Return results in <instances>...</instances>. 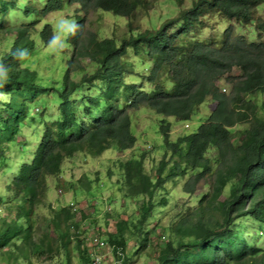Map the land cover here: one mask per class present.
<instances>
[{"label":"trees","instance_id":"16d2710c","mask_svg":"<svg viewBox=\"0 0 264 264\" xmlns=\"http://www.w3.org/2000/svg\"><path fill=\"white\" fill-rule=\"evenodd\" d=\"M166 1L177 11L161 15L160 26L151 23L152 30L141 31L136 19L153 11L157 0H0V37L5 39L0 48H8L0 63L11 69L8 84L0 89L10 94V103H0V170L14 167L5 191L16 207L13 221L0 217V264H32L33 255L73 264V251L81 264L95 263L99 244H90L71 207L47 205L44 230L37 228L38 211L49 178L59 177L70 158H98L113 146L122 152L134 148L139 140L134 113L141 108L157 114L161 142L152 151L135 147L137 153L114 161L119 176L114 184L133 207L131 215L117 221L115 233L100 237L96 230L105 250L109 243L117 263L128 264L136 250L149 247L156 228L162 234L154 244V264H264L258 247L264 232V0H193L190 7L183 6L185 0ZM71 5L81 15L69 19L82 31L69 40L71 55L60 57L56 74L21 67L12 58L16 49H49L52 22L44 20L39 29L36 23ZM210 10L229 23L216 31L206 20ZM15 12L32 23L3 21L6 13ZM91 12L126 18L129 36L117 40L85 32L82 14ZM234 69L241 75H233ZM219 81L230 85L228 93ZM45 95L58 104V113L37 120ZM207 102L215 106L198 129L172 138L170 118L190 122ZM242 125L246 137L238 141L231 135ZM38 134L31 159L20 161ZM211 149L219 154L215 169L207 155ZM152 155L161 159L149 173L145 161ZM187 175L182 194H194L206 179L212 191L169 208L167 184ZM5 199L0 192V205ZM191 200L195 204L189 207ZM163 213L169 218L166 225ZM131 241L137 247L132 254Z\"/></svg>","mask_w":264,"mask_h":264},{"label":"rangeland","instance_id":"374dc122","mask_svg":"<svg viewBox=\"0 0 264 264\" xmlns=\"http://www.w3.org/2000/svg\"><path fill=\"white\" fill-rule=\"evenodd\" d=\"M166 0H157L155 4V8L149 14L142 15L138 19H136L137 24L139 25L141 31L152 30L151 23H155L160 26L163 22L160 19V16L171 12L177 11V5L168 2ZM193 0H185L183 3L184 7H190ZM41 5V4H40ZM23 15V14H22ZM81 13L78 12L75 5H71L69 9H66L62 12H53L42 16L41 20L36 23L35 28L39 29L43 21H55L60 16H65L67 18H73V16H80ZM84 31L93 33L100 32L101 37H115L117 40H121L127 38L129 36L127 31L128 20L126 18H116L112 14H104L100 12H91L87 15H84ZM174 15V13H173ZM4 16L10 18L9 24L14 25H30L32 21L26 17L19 20L16 12L15 13H6ZM207 23L212 25L216 31H219L221 26H225L229 23V20L226 19L221 13L210 10L207 17ZM11 30L10 33L14 34V30L12 27H9ZM7 32V30H5ZM209 32V31H208ZM206 32V33H208ZM201 37V36H199ZM5 42L4 38L0 37V43ZM41 51H45V48L40 47ZM8 51V48H0V57L4 55ZM31 57L27 62L23 63V66H30L32 69H36L40 75H49L56 74L54 71L55 67L60 63V57L66 56L69 57L71 55V49L68 48L62 55L55 56L51 53L50 49H47L46 52H30ZM50 56V59L47 60L46 56ZM22 66V67H23ZM233 75H241L239 69H234L232 72ZM217 85L221 88L222 91L228 93L230 90V85L226 84L225 81H219ZM39 103L44 105V110L41 114L36 112L37 120H40L41 117H50L54 118L58 111V104L53 101L51 97L45 95L43 99L39 100ZM39 104L37 108H40ZM214 103L210 108V103L207 102L198 110V113L192 118L190 122H174L173 118H170L174 123L172 130V138H175L178 134L190 133L198 129L200 124L206 119L211 109L214 108ZM42 110V109H41ZM41 112V111H40ZM135 124L136 127H133L134 134L139 138L135 147H141L143 151L148 150L152 151L153 145L160 144L161 138L157 132V114L154 113L150 109L141 108L139 111L134 113ZM189 125V128L186 126ZM246 126L242 125L235 132L232 133V138H237L238 141H242L246 137ZM248 127V125H247ZM144 137L141 138L140 135ZM40 139V134L37 135L36 141H32L29 148L28 153L25 157H20V161L24 159H31L32 150L36 145L37 141ZM134 148L129 149L127 151H120L116 147H112L110 149H106L103 154L98 158H91L89 156L83 157L82 154H78L76 157L70 158L64 164L63 173L59 177H51L48 180L49 190L47 192V197L45 199V204L40 207L38 211L39 222L37 224V228L40 227V230H44L47 226V221L45 219H41L44 215L48 213L47 205H51L52 207H57L59 205H65L70 201H73L79 211L81 216L76 218V221L80 222V227H84L86 224L94 225L99 227V236H109L112 233H115V221H119L122 217L126 218L131 215L133 205L130 201L126 200V197L123 194H120L117 191V187L114 184L118 176L117 168L113 166L114 161L119 158L127 159L134 152L137 153L138 150ZM8 150H5V154L7 155ZM208 157L213 159L212 166L215 169L218 167L217 159L219 157L218 151L216 149H211L208 152ZM161 159L159 155L148 156L145 161L146 171L152 173L155 171L156 167H151L153 163H157L158 160ZM110 166L111 173L114 176L109 175L108 169ZM14 167H11V170L6 172V168L0 170V192L6 196V199L0 205V217L8 216L10 221H13L14 214L16 213V207L11 202L9 204L8 194L5 191V187L8 179H11L13 176ZM154 179V174L151 175ZM189 178V175L182 176L177 179V184H174L172 181L171 184H167L168 194L169 195V208L172 207L174 202L182 203L192 195H198L201 192H210L212 188L210 184L212 182L208 181V184H204L205 181H201L197 187L194 194L184 195L181 192L182 184ZM209 179H211L209 177ZM229 193V187L227 186L224 190V193L219 196V200L226 199ZM164 195V193H163ZM171 195V196H170ZM51 204H50V203ZM194 201H189L187 205L190 207L194 205ZM110 206V214L107 213V207ZM10 207V208H9ZM123 208L126 209L122 210ZM163 211H166L165 208H162ZM122 210V211H121ZM124 213V214H122ZM10 214V215H9ZM173 214V212L171 213ZM116 215V216H115ZM125 215V216H122ZM161 221L164 225L168 222V217L165 213L161 216ZM108 218L110 221L108 223ZM83 221L86 222L83 224ZM244 225V223H241ZM155 222H152L151 226H154ZM246 225V223H245ZM247 226V225H246ZM108 227L112 229V231L108 230ZM237 231H239V222L236 223ZM91 231H88V234ZM254 233V232H253ZM162 234V231L156 230L155 228V236L151 237L149 247L143 252H139L136 250L135 241H131L129 245V251L132 254L135 250V253L129 258L128 264H154L152 257L155 255L154 244L157 242L159 235ZM262 238L258 242V247H260L264 253V232ZM102 241L100 242V244ZM94 245L95 243L92 242ZM100 244L98 248L101 247ZM109 249L107 250H98V254L101 256L100 262L98 264H118L116 255L113 254L112 247L109 245ZM90 248V246H88ZM89 250V249H88ZM97 252V250H96ZM128 256V254H127ZM73 264H81L80 259L77 257L76 251H73L72 256ZM32 264H58V260L55 259L53 262H50L46 258L40 255H33ZM91 264H95L92 261Z\"/></svg>","mask_w":264,"mask_h":264},{"label":"clouds","instance_id":"9594fccd","mask_svg":"<svg viewBox=\"0 0 264 264\" xmlns=\"http://www.w3.org/2000/svg\"><path fill=\"white\" fill-rule=\"evenodd\" d=\"M19 17H23L22 13L20 14ZM3 21L9 22L10 18L3 16ZM51 28H52L53 34L50 37V40L48 42V47L51 53L55 56L62 55L70 47L69 40L73 37L78 36L82 31V25L77 23L75 20L69 19L65 16H60L58 19L53 21L51 24ZM30 57H31V53L27 48L16 49V51L12 53V58L18 62H21L20 63L21 67L23 66V62L29 59ZM10 71L11 69L7 64L0 63V89H3L4 86L8 84L9 79H10V75H9ZM0 103H5V104L10 103V94L4 91H0ZM186 128H188V125L186 126ZM64 206L71 207L73 212L76 213V218L81 216L79 208L73 201L68 202ZM107 209L110 210V206H108ZM109 221H110V218H108V223ZM84 223L86 222L83 221V224ZM116 223L117 222L115 221L114 223L115 228H116ZM84 227L87 230L86 234L89 237V242L91 245H93L91 239L93 236L97 237L96 230L99 227H96L91 224H89L88 226L85 224ZM108 230L112 231L110 227H108ZM88 231H91V232L88 234ZM100 242L97 244H100ZM106 246L107 244H104V247L102 248L99 247L97 249V252L99 249L105 250Z\"/></svg>","mask_w":264,"mask_h":264},{"label":"built area","instance_id":"2783aa9c","mask_svg":"<svg viewBox=\"0 0 264 264\" xmlns=\"http://www.w3.org/2000/svg\"><path fill=\"white\" fill-rule=\"evenodd\" d=\"M91 240H92V242H94L95 244H97V243L100 242L99 239H98L97 237H94V236L92 237ZM100 246H101V248L104 247V243H101ZM97 253H98V252H97ZM100 259H101V256H100V255H99V256H96L95 263L98 264V263L100 262Z\"/></svg>","mask_w":264,"mask_h":264}]
</instances>
